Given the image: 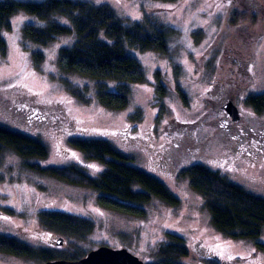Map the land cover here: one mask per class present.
<instances>
[{
    "label": "rangeland",
    "instance_id": "obj_1",
    "mask_svg": "<svg viewBox=\"0 0 264 264\" xmlns=\"http://www.w3.org/2000/svg\"><path fill=\"white\" fill-rule=\"evenodd\" d=\"M87 1L111 5L127 22L150 17L170 27L169 54L131 49L146 80L131 84L128 107L112 110L99 102L93 80L60 70L59 50L74 36L47 46L28 42L24 26L43 21L20 12L5 33L7 53L0 55V124L47 144L44 165L78 164L93 176L104 164L87 159L69 140L106 138L131 156L133 165L163 180L181 204L153 199L143 217L118 212L102 206L97 191L33 172L7 152L0 154V234L55 255L78 248L85 256L100 245L126 247L149 263L158 260L155 252L171 231L187 240L185 264H210L215 258L221 264H264V252L254 241L229 238L215 228L203 196L180 175L182 168L202 163L264 196V112L246 100L264 93V0L262 7H250L248 0ZM36 51L45 54L39 67L33 61ZM159 85L166 90L163 99ZM77 87H88L89 102L73 93ZM230 100L239 107L238 121L223 109ZM135 112L143 118L131 124ZM43 210L91 219L96 228L84 237H68L41 224ZM43 263L0 253V264Z\"/></svg>",
    "mask_w": 264,
    "mask_h": 264
},
{
    "label": "trees",
    "instance_id": "obj_2",
    "mask_svg": "<svg viewBox=\"0 0 264 264\" xmlns=\"http://www.w3.org/2000/svg\"><path fill=\"white\" fill-rule=\"evenodd\" d=\"M175 1V0H173ZM25 12L37 16L42 24L27 23L23 28L28 42L50 45L59 37L74 36V41L59 50L58 65L65 74H79L94 81L99 102L112 110L129 106L132 83L144 82L146 74L141 61L130 51H156L169 54L170 27L159 25L152 18L127 22L109 4H95L87 0H0V55L7 53L5 33L12 29V18ZM67 19L68 23L61 19ZM34 64L44 62L45 54L36 51ZM116 87L111 88L110 82ZM88 87L74 88L73 93L89 102ZM159 97L166 90L158 87ZM182 96L186 98L184 92ZM247 103L258 113L264 112V93L250 94ZM164 113L165 109H161ZM143 118L141 112L130 116L131 124ZM70 143L87 159L104 164L105 168L93 176L78 164L44 165L50 149L41 139L0 124V154L13 152L22 158L24 166L38 174L50 176L71 185L91 188L98 193L99 203L109 209L143 217L146 206L160 199L170 206H179L181 199L168 185L152 173L131 163L132 157L104 138L71 137ZM180 175L201 194L211 215L212 224L222 234L233 239H248L264 252V196L251 192L229 180L219 171L205 164L184 167ZM41 224L68 237H84L92 233L96 223L88 218L58 210L40 212ZM0 253L27 259L50 261L58 258L77 260L84 257L78 248L55 255L48 249L34 248L16 237L0 234ZM190 253L185 237L167 232L155 252L158 260L147 264H185ZM210 264H221L215 258Z\"/></svg>",
    "mask_w": 264,
    "mask_h": 264
},
{
    "label": "water",
    "instance_id": "obj_3",
    "mask_svg": "<svg viewBox=\"0 0 264 264\" xmlns=\"http://www.w3.org/2000/svg\"><path fill=\"white\" fill-rule=\"evenodd\" d=\"M224 109L234 121L240 119V110L234 101L225 103ZM56 243L59 246L63 245L64 237L59 236ZM45 264H147V262L126 247L114 248L109 245H100L80 259L59 258L47 261Z\"/></svg>",
    "mask_w": 264,
    "mask_h": 264
},
{
    "label": "flooded vegetation",
    "instance_id": "obj_4",
    "mask_svg": "<svg viewBox=\"0 0 264 264\" xmlns=\"http://www.w3.org/2000/svg\"><path fill=\"white\" fill-rule=\"evenodd\" d=\"M260 0H248V6H252V7H262V3H260ZM209 92H213V82L211 83V87L209 89ZM223 109H224V105H223ZM225 110V109H224ZM226 111V110H225ZM228 114V113H227ZM229 115V114H228ZM230 116V115H229ZM59 259V258H58ZM47 261H45L43 264H45Z\"/></svg>",
    "mask_w": 264,
    "mask_h": 264
}]
</instances>
